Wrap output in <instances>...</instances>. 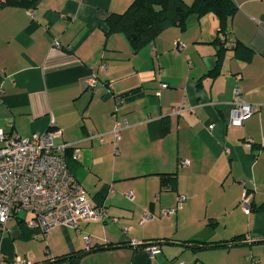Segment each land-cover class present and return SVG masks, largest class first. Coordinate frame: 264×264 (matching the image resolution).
<instances>
[{
  "label": "crops",
  "instance_id": "crops-1",
  "mask_svg": "<svg viewBox=\"0 0 264 264\" xmlns=\"http://www.w3.org/2000/svg\"><path fill=\"white\" fill-rule=\"evenodd\" d=\"M132 2L0 7V130L22 138L61 131L56 143L71 144V170L109 207L107 220L57 226L47 236L25 215L12 216L0 229V252L37 264H264V0H234L237 12L221 33L208 13L167 27L137 52L124 33L107 36L104 24ZM240 41L254 50L252 60L235 55ZM237 86L258 110L230 125ZM179 105L188 110L175 112ZM116 119L129 123L119 140ZM167 173L176 174L173 188L162 184ZM236 235L243 240L206 243ZM80 251L76 263L56 261Z\"/></svg>",
  "mask_w": 264,
  "mask_h": 264
},
{
  "label": "built area",
  "instance_id": "built-area-1",
  "mask_svg": "<svg viewBox=\"0 0 264 264\" xmlns=\"http://www.w3.org/2000/svg\"><path fill=\"white\" fill-rule=\"evenodd\" d=\"M54 46H59V42H55ZM95 82L96 76L93 73L87 79V84L92 87ZM167 86V83H162V87ZM184 110H188L184 105L174 108L177 113ZM257 110L258 105L246 102L242 97L241 88L237 86L228 123L242 125ZM113 117L117 118L116 112L113 113ZM128 124L126 119H116L113 129L115 140L121 138V131ZM209 128L213 129L214 123L210 124ZM60 132L49 130L22 138L0 130L1 230L6 228V223L12 216H26V222L30 226L38 227L45 236L57 226L78 228L81 223L109 218V207L97 204L71 170L67 154L71 144L56 143ZM100 136L101 140L105 141L103 134ZM251 142L252 140L249 139V143ZM74 151L78 154L79 149L76 148ZM185 199V195H179V206ZM243 202L248 206L246 198ZM174 211L168 209L164 212ZM149 217L150 214L146 212L142 222ZM85 238L88 246H92V236L88 235ZM146 249L152 254L159 251L158 245L153 243H148ZM0 264H36V262L27 256L17 255L9 258L0 252Z\"/></svg>",
  "mask_w": 264,
  "mask_h": 264
},
{
  "label": "trees",
  "instance_id": "trees-1",
  "mask_svg": "<svg viewBox=\"0 0 264 264\" xmlns=\"http://www.w3.org/2000/svg\"><path fill=\"white\" fill-rule=\"evenodd\" d=\"M39 0H0V7L15 6L34 9ZM234 0H133L123 12H111L105 18V32L109 36L113 33H124L130 40L135 52L152 42L161 32L169 26L179 25L185 28L191 17L200 18L208 13H214L220 22L219 33L225 31L229 22L237 12ZM215 42L220 45L219 60L225 50L223 42L217 37ZM235 55L242 60L250 61L254 50L243 42H237L233 47ZM216 71V69H215ZM214 73V71H212ZM69 149V148H68ZM68 151V150H67ZM69 153V152H68ZM176 174H163L164 187H175ZM244 235H236L228 240L206 242L211 245H225L242 241ZM189 242V241H185ZM108 246H99L97 249H107ZM86 251L58 257L56 261L70 259L76 263ZM37 264V263H36Z\"/></svg>",
  "mask_w": 264,
  "mask_h": 264
}]
</instances>
